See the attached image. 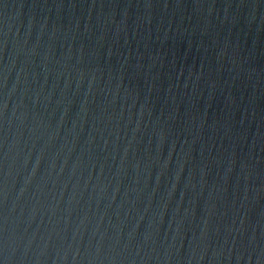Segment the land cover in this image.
I'll return each mask as SVG.
<instances>
[{
	"label": "water",
	"instance_id": "obj_1",
	"mask_svg": "<svg viewBox=\"0 0 264 264\" xmlns=\"http://www.w3.org/2000/svg\"><path fill=\"white\" fill-rule=\"evenodd\" d=\"M0 264H264V0H0Z\"/></svg>",
	"mask_w": 264,
	"mask_h": 264
}]
</instances>
